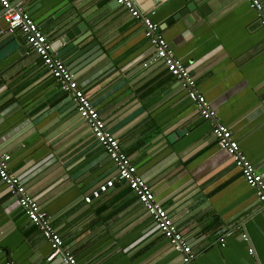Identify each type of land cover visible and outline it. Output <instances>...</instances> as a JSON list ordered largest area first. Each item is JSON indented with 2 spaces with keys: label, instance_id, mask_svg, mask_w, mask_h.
<instances>
[{
  "label": "crops",
  "instance_id": "crops-1",
  "mask_svg": "<svg viewBox=\"0 0 264 264\" xmlns=\"http://www.w3.org/2000/svg\"><path fill=\"white\" fill-rule=\"evenodd\" d=\"M15 1L52 44L68 28L56 30L58 23L83 25L76 35L88 36L65 63L190 240L188 264H264V203L157 57L141 19L116 0ZM138 2L264 173V25L256 11L245 0ZM64 46L56 44L55 53ZM58 85L26 37L5 30L0 17V148L65 248L81 264H183L77 106L67 98L52 106ZM109 178L114 185L86 202ZM50 252L0 178V264H65L49 260Z\"/></svg>",
  "mask_w": 264,
  "mask_h": 264
},
{
  "label": "built area",
  "instance_id": "built-area-1",
  "mask_svg": "<svg viewBox=\"0 0 264 264\" xmlns=\"http://www.w3.org/2000/svg\"><path fill=\"white\" fill-rule=\"evenodd\" d=\"M116 1L125 6L134 17L141 19L144 24L145 35L154 46L157 57L165 63L168 71L186 89L189 98L196 103L202 116L210 121L212 132L219 145L229 152L240 168L246 182L254 188L258 199L264 203V173L259 171L258 167L248 158L234 137L231 128L217 119L212 102L199 88L197 79L189 67L181 58L176 56L163 33L158 30L159 25L152 19L151 12L142 9L138 0ZM245 1L256 11L261 24L264 25V2L262 0ZM0 3V17L5 22V30L11 33L15 31L22 33L30 46L41 56L49 72L61 84L62 88L72 95L76 101L78 112L87 121L97 141L115 163L118 178L136 193L142 205L153 217L157 229L180 252L183 264H188L195 257L190 240L173 221L164 204L156 198L153 187L138 173L136 164L123 149L117 136L109 130L104 118L84 88L77 82L65 61L55 53L47 34L23 8L20 1L0 0ZM10 161L11 154L0 148V178L7 188L16 195L30 221L42 230L50 243L51 252L48 259L52 260L59 257L65 264H81L78 258L65 248L62 234L54 226L47 211L28 192L22 176L10 170ZM113 185V178L98 184L92 188L89 194L85 195V201L91 202L92 199L100 197ZM242 237L247 239L246 233H243ZM249 251L253 253L254 250L249 248ZM5 264L21 263L9 259L6 260Z\"/></svg>",
  "mask_w": 264,
  "mask_h": 264
},
{
  "label": "water",
  "instance_id": "water-1",
  "mask_svg": "<svg viewBox=\"0 0 264 264\" xmlns=\"http://www.w3.org/2000/svg\"><path fill=\"white\" fill-rule=\"evenodd\" d=\"M190 8H192V4H188L187 7H186V9H188V10ZM182 13H183V9L179 12V14H182ZM175 18H177L176 14L174 16H172V18H170V20H168L166 23H169V21L174 20ZM67 20L66 21L64 20V22L62 21L61 23H58L56 25V27H55L56 30H61L64 27H68V28H67L66 32L61 35V37L59 38L58 42L57 43L55 42V43L52 44V47H53V49H56V44H58L60 42L62 44H65V46L61 50H59L57 54L64 61L66 60V61H68V63H71V61L68 60L69 57L71 55H73L74 53L80 51L79 47L81 46V43L86 39V37L88 35L87 34L86 35H76V34L79 33V30H80V28H82L83 25L82 24L77 25V26L70 25ZM161 28L162 27L159 26L158 30H161ZM58 89H61V91H59L57 93ZM53 92H56V99L54 100L55 102L52 104V106H54L55 104H57L60 101L64 100L65 98H67L66 100H68L67 102H69L66 105H71V104H75L76 105L75 99L72 97V95L69 92H67L64 89H62V86H61L60 83H59L57 89H55Z\"/></svg>",
  "mask_w": 264,
  "mask_h": 264
}]
</instances>
